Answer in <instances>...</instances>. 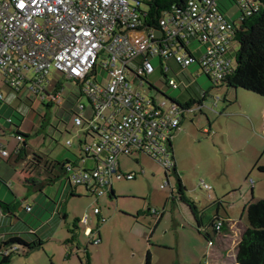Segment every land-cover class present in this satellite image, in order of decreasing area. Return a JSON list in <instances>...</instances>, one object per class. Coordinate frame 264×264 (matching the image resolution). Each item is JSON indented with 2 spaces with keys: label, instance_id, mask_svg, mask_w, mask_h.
I'll use <instances>...</instances> for the list:
<instances>
[{
  "label": "rangeland",
  "instance_id": "rangeland-1",
  "mask_svg": "<svg viewBox=\"0 0 264 264\" xmlns=\"http://www.w3.org/2000/svg\"><path fill=\"white\" fill-rule=\"evenodd\" d=\"M218 4L229 22L233 25V22H238L240 8L236 3L218 0ZM198 45L193 43L191 47L197 46V53H200L203 47ZM232 47L237 48L235 41ZM151 63L156 69L146 78L154 88L146 82L139 86V80L134 81V76L128 75L143 96L155 98L157 102L165 96L183 101L188 93L198 98L203 91L207 92L200 107L194 104L191 111H183L180 129L174 133L173 159L178 176L168 172L166 177L165 168L146 155L119 156L121 172H134L135 179L114 180L112 189L115 197L110 198L107 192L96 200L84 185H77L75 188L80 196H67L65 202L60 199V194L54 193L56 186L59 188L64 184L68 172L62 173L55 183L45 186L43 191L33 190L25 181L30 182L32 177L37 181L45 179L48 176L46 164H52L55 160L69 158L81 167L93 166L91 159H78L84 156L81 151L84 140L87 143L91 141V137L85 134V124L75 125L74 116L62 119L56 101L46 91L38 96L29 94L30 99L20 100L15 91L6 86L0 72V94L3 99L10 91L17 100V107L11 105L8 108L5 105L3 108L8 109L12 123L18 125L19 132L27 134L28 146L27 155L22 161L10 160L11 164L17 166V171L11 179L7 177L6 183L0 179L4 183L3 191L13 198L19 210L17 214L26 213V207L37 204L34 198L40 196L44 205L52 206L48 215L53 214L55 205H59L61 211L68 215L66 220L63 217L58 220L56 216L39 226L38 231L44 242L42 248L24 254L20 250L19 254L12 255L11 264H82L87 259L91 264H146L147 253H150L149 264H234L239 228L248 224L243 207L264 199V172L258 169V166L264 165V97L222 82L214 83L200 71L197 64L186 69V74H192L190 78L194 82L193 89L183 93L180 88L167 87L166 77L160 74L156 57L151 59ZM29 75L33 77L32 73ZM101 76L100 71L98 79ZM167 77L177 82L172 73ZM46 79L45 90H59L63 102L66 99L72 101L75 113L85 121L94 117L86 98L79 95V86L73 80L64 78L56 70H50ZM78 103L85 105L83 111L78 109ZM27 110L33 118L25 128L20 119ZM36 119L38 123H35ZM12 128L14 126L10 130L7 128L2 136L9 152L17 141L12 137ZM66 140L72 145H67ZM32 154L41 158L40 165L30 175L25 174L26 177L22 173L30 168L28 162ZM177 178L185 185L186 194L201 208V229L197 228L185 203L177 198ZM10 183L11 186L8 185ZM204 184L211 188H204ZM215 201L220 203L219 217L225 218L230 227V232L222 240L223 244L207 226L215 214ZM94 207H98L99 214L93 212ZM84 215L88 219L86 223H81ZM41 216L38 221L46 218L47 214ZM101 217L103 220L99 221ZM75 218L79 220L77 228H74L75 239L68 242L70 234L67 228H73ZM16 221L13 219L14 223ZM86 228L93 230L94 235L86 234ZM96 229L101 235L97 244L93 242L98 236ZM204 230L211 235L212 245H208Z\"/></svg>",
  "mask_w": 264,
  "mask_h": 264
},
{
  "label": "built area",
  "instance_id": "built-area-1",
  "mask_svg": "<svg viewBox=\"0 0 264 264\" xmlns=\"http://www.w3.org/2000/svg\"><path fill=\"white\" fill-rule=\"evenodd\" d=\"M147 1L0 0V72L7 86L35 96L46 91L60 105L65 103L60 91L48 92L44 87L50 70L81 86L94 117L85 121L75 107L71 115L75 125L85 124L91 137L89 143L83 142L81 160L89 158L94 165L87 169L68 163L65 172L71 185H84L96 200L109 193L114 180L134 178V172H121L119 156L143 154L165 169L174 168L171 142L184 110L170 99L157 102L143 96L134 82L138 79L142 86L140 77L155 71L152 58L173 60L182 68L196 62L214 83L234 65V26L218 0H187L181 9L165 12L156 30L142 24L148 15ZM231 1L246 16L260 6L257 0ZM193 43L203 50L197 53ZM162 70L168 72V66ZM165 77L168 88H178V82ZM78 109L83 111L85 105L78 103ZM15 138L22 141L20 135ZM8 155V150L0 148V157ZM204 188L211 187L204 184ZM93 212L99 214L98 207ZM87 219L84 215L80 222ZM220 226L217 221L215 228ZM93 233L86 228V234ZM18 248L15 243L1 246L0 253L7 256Z\"/></svg>",
  "mask_w": 264,
  "mask_h": 264
},
{
  "label": "trees",
  "instance_id": "trees-1",
  "mask_svg": "<svg viewBox=\"0 0 264 264\" xmlns=\"http://www.w3.org/2000/svg\"><path fill=\"white\" fill-rule=\"evenodd\" d=\"M186 1L187 0H148L146 2V9L148 15L146 18L143 19L142 24L146 27H149L150 29H154V30L158 29L159 19L163 16V14L169 11L171 8H174L175 10L181 9L186 5ZM257 1L260 3L259 9H256V11L252 12L248 16L244 15V13H242L239 10V15L237 17L238 25H236L235 22H233L234 23V25H232L234 26L233 38L235 43L237 44V48L233 49L232 47L233 51H231L234 65L232 70L228 74H225L224 77L219 80V82H222L230 87H238L248 91H252L254 92V94L264 97V0H257ZM193 64H197V63L195 62ZM163 65L168 66V72H163L162 70ZM159 69H160V74L163 77H165V75L168 76L169 73H172V75L177 78V82L179 83L177 89L180 88L182 92L183 91L187 92L192 88L194 81H192L190 78L192 74H190V76L189 74L188 75L186 74L187 68L180 67L177 63L173 62V60H165L164 62L159 61ZM146 77L147 76H141L140 80L148 83L151 88H154L153 85L148 82ZM75 83L79 86L78 87L80 93L79 95L83 96L80 90L81 86L78 84V82ZM188 94L183 101H180L177 98L173 99L172 97L165 96L163 93L165 98L170 99L173 102H176L177 104H179V107L182 108L183 110L191 109V106H193L194 104L200 107L202 105L203 99L207 96V92L205 91H203L202 95L198 98ZM1 100L2 98L0 96V101ZM6 119H5L6 124L14 126V128L11 129L12 135L14 136L20 135L22 138V141H18L19 146L17 147L16 151L13 152L15 155H17L20 153V151L22 152L26 150L27 134H22L21 132H19L18 125L13 124L11 118H9L10 119L9 122H6ZM85 134L88 136L90 135L88 132H85ZM81 158L82 157L78 159L80 160ZM40 160L41 158L38 157L37 154H33V157L31 158V163L33 162L38 167L40 165ZM68 163L79 166L77 162L71 161L69 159V160H63L62 162L53 161L52 164L46 165L45 170L47 173H51L50 171L51 168L53 167L56 168L61 166L62 167L61 170L65 172L66 165ZM258 169L264 172V165L258 166ZM165 170L166 172H164V174L166 177H168L167 175L168 172H171L175 176H178L177 168L175 165L172 170L169 169H165ZM56 178H58V176H54V179ZM27 183L33 184L28 181ZM74 187L75 185L70 184L69 195L71 197L80 196L71 190ZM175 191L177 198L181 202L185 203L186 207L190 210L191 214L193 215L196 221L195 223L197 228L198 229L203 228V221H202L203 213L201 211V208H199L198 207L199 205L186 194V187L184 184H182L179 178H177V189ZM108 194L110 198L115 197L112 187ZM214 204H216L215 206L216 209L217 207L220 206V203L218 201H215ZM9 206H10L9 204L4 203L2 199H0V208L3 209V211H10ZM243 211L246 213L248 224L245 227L239 228L240 234L236 244V254L234 257V262L235 264H264V199H259L257 201L246 204L245 207H243ZM160 215H162V213ZM98 220L101 221L103 219L101 217L98 218ZM217 221L221 222V226L219 230L215 228V223ZM78 222H79L78 218H75L73 220L72 222L73 228H69L68 230L70 234V237L67 238L68 242H71L75 239L76 233L74 231V228H77ZM207 226L211 228L214 235L217 236L218 238H220L223 233H226L229 230V226H227V220L225 218L219 217L218 215H214L212 218H210L207 223ZM96 233L98 234L96 238L98 243L100 241L101 235L98 229H96ZM204 234L208 238L207 240L213 244L211 240L212 239L211 235L207 232V230H204ZM14 243L18 244L19 248L13 252H10V254L7 256H3L0 253L1 256L0 264H11L12 255L17 253L19 254L20 250L21 252L26 250L31 251L33 249L36 250L42 248L43 246V242L40 239H36V240L34 239L31 242H27L21 237H19V235L8 238L3 244L4 246H7ZM149 254L150 253L146 254V264H149ZM82 264H91V263L89 259H87L85 260V262H82Z\"/></svg>",
  "mask_w": 264,
  "mask_h": 264
},
{
  "label": "crops",
  "instance_id": "crops-1",
  "mask_svg": "<svg viewBox=\"0 0 264 264\" xmlns=\"http://www.w3.org/2000/svg\"><path fill=\"white\" fill-rule=\"evenodd\" d=\"M195 75H197V73H195ZM12 94L13 93H10V91H8L6 99H3L2 95L0 94V96L2 98V100L0 101V103H1L0 105H2V106H0V116H1L0 117V148H5L6 150H8V148L6 147V141L2 136H3L4 132L7 131V128L10 130L11 125L6 124L5 119L11 118L12 116L9 113L8 109L3 108V106L6 105L9 108V106L13 105V106L17 107V102H16L17 100L14 98V95H12ZM14 94L16 95L17 98L24 101L27 98L30 99V97H28V96L31 93L28 92V93L24 94V91L20 90L19 92H15ZM56 105H57L58 113L62 119H65V118L70 119L71 118V116H72L71 115V109H72V107H75V105L72 103V101L66 99L65 103L63 105H60V104H56ZM22 115H23V118H21L20 121L22 122L23 127L25 126V128H27L28 125L32 123L33 117H31L32 116L31 112H29L28 110H27V112L26 111L23 112ZM182 118H183V116H182ZM1 119H3V122L1 121ZM181 121H182V119H181ZM35 123H38L37 119L35 120ZM179 127H180V125H179ZM12 137L15 138L14 135ZM12 145H15V144L13 143ZM71 145H72V143H71ZM18 146H19L18 141H16V145H15L14 149L11 152H9L10 150H8V153H9L8 157H6V158L0 157V179L2 181H4L5 183L7 181L6 179H8V178L11 179V177H14V175L16 174V171H17V166H15L14 164H11L10 160L14 159V161H16V160L22 161L27 155L26 151H27L28 146L26 147L25 151H22V152L20 151L19 154L15 155L13 152L16 151ZM171 146H172V142H171ZM172 152H173V146H172ZM173 156H174V154H173ZM63 160H69V158H65ZM118 160H119V157H118ZM135 160L138 161L137 159H135ZM55 161L62 162L61 160H55ZM66 162H68V161H66ZM28 165L30 166V168L28 169L29 172L26 169L25 173L23 171L22 174L30 175L29 173L35 167H37L33 162L31 163V160L28 162ZM175 166H176V164H175ZM61 169H62L61 166L56 167V168L53 167L50 169L51 173H48V176L45 179H43L42 181H40V180L37 181L35 178L32 177L30 182L33 184L27 183V180L25 181V184H28L33 190L43 191L45 186L51 185V183L56 182L57 178L54 179V176H58V178H59L60 175L62 173H64V171H62ZM20 172H22L21 169H20ZM25 176L27 177V175H25ZM133 179H135V176ZM2 181H0V199H2V201L4 203H7L10 205L9 206L10 211H3V209L0 208V247L1 246L4 247L3 243L8 238H10L12 236H17V235H19V237H21L22 239H24L27 242H31L34 239L35 240L40 239L43 242L42 236L40 235L41 233H39V231H38L39 226L44 224L45 221L53 219L56 216H58V218H57L58 220H59V218H62V217H63V220H66L68 218V215L65 213V211H61V207L59 208V205H55V207H53V214L51 216L48 215V212L52 211V208H51L52 206L50 207V205H44V203L42 202L43 200L40 196H38L37 198L36 197L34 198L36 200L37 204L35 203L34 206L31 205V207L28 206V207H30V209L29 210L25 209L26 213L22 214V212H20V214L19 213L17 214V212L19 211L18 208H16L17 205L14 204L15 202L13 201V198L11 197V195H8L3 191L4 183ZM8 185L11 186V183ZM69 186H70V182L68 181L67 178H66L64 184H62V186H59V188L56 186L57 190H55L54 194H56V195L60 194L59 197L63 202H65L67 200V196H70L69 195ZM60 189H61V192L59 193ZM71 190L76 194L80 193V192L76 191L75 187ZM218 208L219 207H217V209H216V207H215V214L214 215H218ZM33 212H34V214H33ZM42 214H45V215L47 214V217L43 218V220L38 221V219L42 218V216H41ZM13 219H15L17 221L14 223ZM78 224H79V222L77 223V226H78ZM68 230L69 229L67 228V231ZM229 230H228V232H230ZM228 232L222 234V236L219 238V241L221 244H223L222 240H224V236L228 235ZM43 244H44V242H43ZM39 249H41V248H39ZM26 251H24V252L27 253L28 251L27 252ZM0 260H1V258H0ZM234 264H235V262H234Z\"/></svg>",
  "mask_w": 264,
  "mask_h": 264
}]
</instances>
